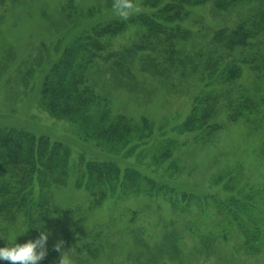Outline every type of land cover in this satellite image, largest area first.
Returning <instances> with one entry per match:
<instances>
[{
    "label": "rangeland",
    "instance_id": "374dc122",
    "mask_svg": "<svg viewBox=\"0 0 264 264\" xmlns=\"http://www.w3.org/2000/svg\"><path fill=\"white\" fill-rule=\"evenodd\" d=\"M114 2L0 0V127L60 142L74 163L79 157L113 162L121 173L136 172L174 195L172 200L135 196L129 184L116 185L94 205L96 197L75 188L73 177L63 187L52 186L46 192L50 220L42 230L50 233L47 254L38 264H59L54 245L60 241L63 251L73 250L75 264H264V197L253 192L244 197L247 189L242 188L264 187V157L259 155L264 125L253 131L242 122L229 123L222 112L216 119L221 129L204 142H193L195 134L179 133L193 99L203 91L199 72L190 69L191 61L197 62L193 52L207 40H198L199 22L185 23L193 35L183 53V68L158 64L152 69L140 54L131 63L117 65L116 58L140 34L130 21L152 9L146 6L148 0H134L138 11L121 20L112 13ZM194 13L209 28L237 20L236 13L219 17L208 6ZM113 21L126 26L103 39L109 45L103 53L107 59L86 68L88 85L113 114L136 125L145 119L152 133L126 145L104 146L85 134L87 130L51 117L42 108L40 92L51 67L80 34ZM232 87L252 89L251 74L245 71ZM230 172L239 183L231 192L213 181ZM233 210L236 220L230 216ZM13 227L19 231L28 226L19 217L13 223L0 222L5 241L0 240V247ZM39 233L28 228L16 243L34 240ZM63 234H75L72 243L66 245Z\"/></svg>",
    "mask_w": 264,
    "mask_h": 264
},
{
    "label": "trees",
    "instance_id": "16d2710c",
    "mask_svg": "<svg viewBox=\"0 0 264 264\" xmlns=\"http://www.w3.org/2000/svg\"><path fill=\"white\" fill-rule=\"evenodd\" d=\"M146 6L152 12L130 21L140 28V34L116 58L117 65L131 63L140 54V59L152 69L158 64L170 69L183 68V53L193 35L185 23L189 21L196 26L199 22L198 40H207L201 48L192 51L197 62L192 60L190 69L199 72L198 82L203 91L193 99L188 117L178 127L179 133L195 134L193 142H204L221 129L216 119L222 112L229 123L242 122L259 131L264 125V0H148ZM205 6L219 17L236 13L237 20L232 25L206 27L194 13L195 8ZM124 26L126 23L113 21L80 34L51 67L40 92L42 108L51 117L87 130L85 134L89 132L104 146L126 145L152 133L145 119L136 125L124 116L113 114L107 101L88 85L85 75L86 68L95 60L107 59L103 53L109 45L103 39L119 34ZM245 71L251 74L252 89L233 88ZM169 145L173 147V143ZM259 155L264 157V133ZM76 163L71 162L69 149L60 142L22 129L0 127V222L13 223L19 217L31 228L39 217L41 226L32 228L39 233L50 220L51 204L46 192L52 186H65L71 177L75 188L83 187L96 197L94 205H99L106 191L116 185L121 188L129 184L135 196L172 200L174 195L171 189L136 172L121 173L110 161H86L79 157ZM120 174H123L121 178ZM232 175V172L218 175L213 181L231 192L239 185ZM242 188L247 189L244 197L249 192L264 197L262 186ZM235 214L234 210L230 214L234 220ZM74 235L63 234L64 243H72Z\"/></svg>",
    "mask_w": 264,
    "mask_h": 264
},
{
    "label": "clouds",
    "instance_id": "9594fccd",
    "mask_svg": "<svg viewBox=\"0 0 264 264\" xmlns=\"http://www.w3.org/2000/svg\"><path fill=\"white\" fill-rule=\"evenodd\" d=\"M138 11V7L134 0H115L112 5V13L121 20H127L130 16ZM36 226L31 228L39 229V217L33 222ZM30 227L17 230L15 227L8 229L7 243L4 247H0V262L7 261L8 264H38L46 256V242L50 233L41 231L38 238L28 240L23 244L16 243V238ZM3 240V238H0ZM5 242V241H4ZM63 242L60 241L54 245L55 250L59 253V264H75L73 250L63 251Z\"/></svg>",
    "mask_w": 264,
    "mask_h": 264
}]
</instances>
